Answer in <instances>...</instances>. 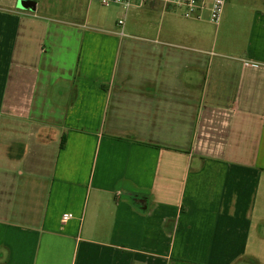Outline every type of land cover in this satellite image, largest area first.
<instances>
[{
	"label": "crops",
	"instance_id": "0c3cea01",
	"mask_svg": "<svg viewBox=\"0 0 264 264\" xmlns=\"http://www.w3.org/2000/svg\"><path fill=\"white\" fill-rule=\"evenodd\" d=\"M34 1L0 0V264H264V0L221 45Z\"/></svg>",
	"mask_w": 264,
	"mask_h": 264
},
{
	"label": "rangeland",
	"instance_id": "374dc122",
	"mask_svg": "<svg viewBox=\"0 0 264 264\" xmlns=\"http://www.w3.org/2000/svg\"><path fill=\"white\" fill-rule=\"evenodd\" d=\"M236 0H230L223 7V11L218 24L212 23L204 12L200 18H186L182 14V10L168 6L162 0H154L140 7H132L126 12L124 19L123 32L126 37L139 39H147L158 36L161 29H174L176 37H180L189 44L193 41L186 39L189 37L213 38L217 37L219 45L220 41L225 37L237 39V26L227 19V12H233V6ZM92 15L99 19L101 25H110L118 30L120 27L116 24L120 17L124 16V11L116 4L110 6L103 5L100 0H92Z\"/></svg>",
	"mask_w": 264,
	"mask_h": 264
},
{
	"label": "built area",
	"instance_id": "2783aa9c",
	"mask_svg": "<svg viewBox=\"0 0 264 264\" xmlns=\"http://www.w3.org/2000/svg\"><path fill=\"white\" fill-rule=\"evenodd\" d=\"M154 0H100L105 6L111 4L118 5L123 11L124 16L120 17L116 24L120 27L119 33L123 34L124 19L126 12L132 7H138ZM168 6L175 7L182 10V14L186 18H200L206 12L210 22L218 24L223 7L226 0H162ZM71 217V213H63L61 221H66Z\"/></svg>",
	"mask_w": 264,
	"mask_h": 264
},
{
	"label": "water",
	"instance_id": "95a60500",
	"mask_svg": "<svg viewBox=\"0 0 264 264\" xmlns=\"http://www.w3.org/2000/svg\"><path fill=\"white\" fill-rule=\"evenodd\" d=\"M16 6L21 9H35V1L34 0H17Z\"/></svg>",
	"mask_w": 264,
	"mask_h": 264
},
{
	"label": "trees",
	"instance_id": "16d2710c",
	"mask_svg": "<svg viewBox=\"0 0 264 264\" xmlns=\"http://www.w3.org/2000/svg\"><path fill=\"white\" fill-rule=\"evenodd\" d=\"M63 144H64V139L62 138V139H61V142H60V147H62Z\"/></svg>",
	"mask_w": 264,
	"mask_h": 264
}]
</instances>
